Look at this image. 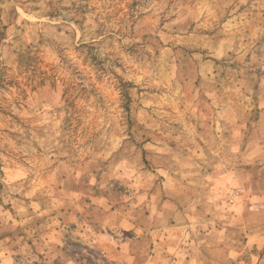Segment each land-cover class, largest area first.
<instances>
[{
  "label": "rangeland",
  "instance_id": "374dc122",
  "mask_svg": "<svg viewBox=\"0 0 264 264\" xmlns=\"http://www.w3.org/2000/svg\"><path fill=\"white\" fill-rule=\"evenodd\" d=\"M191 253L264 264V0H0V264Z\"/></svg>",
  "mask_w": 264,
  "mask_h": 264
},
{
  "label": "crops",
  "instance_id": "0c3cea01",
  "mask_svg": "<svg viewBox=\"0 0 264 264\" xmlns=\"http://www.w3.org/2000/svg\"><path fill=\"white\" fill-rule=\"evenodd\" d=\"M198 246H200V245H198ZM202 247V246H201ZM188 256V259L186 260V258L185 257H187ZM187 256L186 255H184L183 254V258H184V261L183 262H188V264H190L189 262H192V260L194 259V257H192V253L191 254H187ZM182 258V256L180 257V259ZM194 261V260H193Z\"/></svg>",
  "mask_w": 264,
  "mask_h": 264
}]
</instances>
